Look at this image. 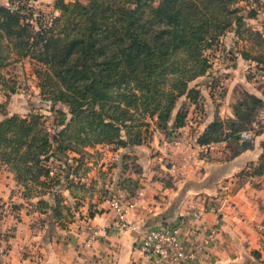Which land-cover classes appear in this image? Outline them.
Returning a JSON list of instances; mask_svg holds the SVG:
<instances>
[{"label": "crops", "instance_id": "0c3cea01", "mask_svg": "<svg viewBox=\"0 0 264 264\" xmlns=\"http://www.w3.org/2000/svg\"><path fill=\"white\" fill-rule=\"evenodd\" d=\"M209 108L211 102L206 111H189L185 125L168 136L156 130L125 146L97 144L68 155L69 169L60 176L64 166L55 168V184L42 177L32 188L0 166V201L6 205L0 264H134L144 229L175 222L208 201L221 206L224 216L208 212L185 233L196 226L202 243L217 225L219 234L214 243L203 244L200 257L183 264H264V176L252 173L263 154L264 121L249 139L252 148L234 153L225 141L198 142L216 118H235L231 109ZM6 113L26 117L33 111ZM4 118L0 114V122ZM53 162L61 164L53 159L47 164ZM113 198L135 203L127 213L129 228L116 226Z\"/></svg>", "mask_w": 264, "mask_h": 264}, {"label": "trees", "instance_id": "16d2710c", "mask_svg": "<svg viewBox=\"0 0 264 264\" xmlns=\"http://www.w3.org/2000/svg\"><path fill=\"white\" fill-rule=\"evenodd\" d=\"M236 4L237 0H88L87 4L57 0L59 15L51 18L50 25L34 17L30 9L28 14L23 7L0 4V67L13 54L31 55L49 66L61 84L56 102L66 103L72 116L68 119L61 111L62 121L53 124L54 133L44 135L41 154L19 158L26 176L37 167L41 171L38 180L45 177L55 184L59 177L51 176L47 163L51 159L60 162L64 166L60 176H64L70 166L68 149L79 150L74 147L78 145L83 150L97 144L125 146L144 139L141 133L135 138L120 137L119 128L101 119L106 111L124 114L141 101L146 111H166L153 116L165 122L159 126L167 136L184 126L189 111H174L175 101L185 96L191 103L197 102L198 91L189 89L187 83L211 69L205 51L221 46L220 37L227 32L240 36L246 28L244 13L248 12ZM249 13L252 18L257 16L256 11ZM262 34L257 32L260 39ZM254 61L264 77V59ZM168 79L175 81L165 89ZM263 106V99L245 92L244 99L233 107L235 118H216L198 142L225 141L234 145V153L252 148V141H242L240 132L258 124ZM2 114L0 149L13 147L18 153L26 146L29 153L34 152L35 138L43 132L34 130V125L40 124L42 116ZM10 132L17 137H7ZM66 138L74 143L63 145ZM3 157L11 164L17 160L6 154ZM13 169H17V180L24 183L26 176L22 178L20 165ZM252 173L264 176V143Z\"/></svg>", "mask_w": 264, "mask_h": 264}, {"label": "rangeland", "instance_id": "374dc122", "mask_svg": "<svg viewBox=\"0 0 264 264\" xmlns=\"http://www.w3.org/2000/svg\"><path fill=\"white\" fill-rule=\"evenodd\" d=\"M56 1L0 0V4L15 8L23 7L28 14L32 10L34 17L40 18L45 25H50L51 18L59 15V12L55 9ZM66 1L69 3L75 0ZM79 1L84 4L88 3V0ZM236 6L248 12V14L244 13L246 15L244 20L246 28L241 32L240 36H236L234 32H227L225 37H220L221 46L217 44L213 50L205 51L204 55L208 57L211 69L206 75H202L187 83L189 89L192 88L198 91L197 102L191 103L185 96L178 97L175 101L176 107L174 111H178L179 108H183V111H206V105L210 102L212 103V108L209 109L213 111H220V108L233 111L234 105L244 99V93L247 92L242 85L243 83L250 90L257 92L258 95H262L264 98V78H262L261 72L257 71L256 65L258 64L254 61L258 57L264 59V0H237ZM252 11H256L257 16L255 18H252L251 13H249ZM257 32L263 33L262 39L259 38ZM236 64L238 65L234 68ZM0 74L2 77L0 80V114L8 111H20L21 114L33 111L34 115L42 116L40 124L34 125V130H43L35 138V146L37 147L34 148L36 149L34 152L29 153L25 148L26 146L20 149L18 153H14L13 147L0 149V166L9 167L17 174V169L14 170L13 168L14 165H20L21 176L24 178L26 174L24 167L18 161L19 158L24 156L33 158L34 154H41L43 149L39 147L43 142L44 135L46 133H54V129L50 128L54 123H61V111L67 113L68 119L72 116L69 114L70 108L66 103L56 102L61 84L55 77L53 70L49 66L33 59L31 55L20 57L14 54L11 55L5 65L0 67ZM170 79L164 85L165 89L171 87L170 85L175 81V79ZM231 89L233 91L230 98L229 92ZM123 92L128 91L124 90ZM134 92L138 93V90ZM134 105L133 103L129 106L130 111H124L126 112L124 114H120L123 111H106L101 114V119L119 128V135L122 138H135L140 133V136L147 138L153 136L154 131H161L159 123L163 125L165 122H158L156 115L153 116V114H164L166 111H146L143 109L141 101L136 107ZM124 107L128 106L124 105ZM262 114L264 115V106L259 109L257 117L259 128L257 130L260 129V122L264 121L261 118ZM112 116L117 119H111ZM6 136L11 139L17 137L11 132L7 133ZM68 143L73 144L74 141L70 143L66 138L63 145ZM79 146L74 147L83 150L82 146ZM79 150L70 148L67 150V154L79 153ZM4 154L6 156H15L17 160L13 161L12 164L4 162ZM53 163L48 164L52 171L50 173L52 177L55 175L54 172L57 171L55 168L62 167V164ZM40 174V168L32 167V171L26 176L24 184L33 185L32 188L36 187L34 185L40 182L37 179ZM1 199L3 200V198ZM2 200L0 201V220L6 209V205L2 203Z\"/></svg>", "mask_w": 264, "mask_h": 264}, {"label": "built area", "instance_id": "2783aa9c", "mask_svg": "<svg viewBox=\"0 0 264 264\" xmlns=\"http://www.w3.org/2000/svg\"><path fill=\"white\" fill-rule=\"evenodd\" d=\"M258 128L259 125L254 124L250 129L240 132L241 140L250 139ZM224 187L227 189L228 184L224 183ZM110 206L117 214L116 226L129 228L127 213L135 203L124 204L121 199L113 198L110 200ZM208 212L224 216L221 206H215L213 201H208L202 207L188 209L175 222L144 229L136 243L140 258L134 264H183L200 257L204 253L203 244L216 241L219 234L218 225L207 231L203 243L195 236L199 231L196 226L189 233L185 231L192 222H201Z\"/></svg>", "mask_w": 264, "mask_h": 264}]
</instances>
